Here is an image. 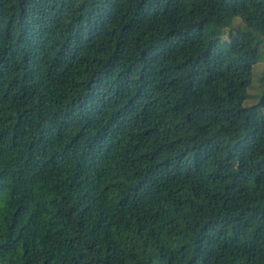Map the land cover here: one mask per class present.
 Here are the masks:
<instances>
[{
	"label": "trees",
	"instance_id": "obj_1",
	"mask_svg": "<svg viewBox=\"0 0 264 264\" xmlns=\"http://www.w3.org/2000/svg\"><path fill=\"white\" fill-rule=\"evenodd\" d=\"M262 50L264 0H0V264H264Z\"/></svg>",
	"mask_w": 264,
	"mask_h": 264
},
{
	"label": "rangeland",
	"instance_id": "obj_2",
	"mask_svg": "<svg viewBox=\"0 0 264 264\" xmlns=\"http://www.w3.org/2000/svg\"><path fill=\"white\" fill-rule=\"evenodd\" d=\"M234 24H237L235 22ZM232 36H236L235 33H231ZM223 38H230V35H225ZM264 53V50H262ZM261 68H264V54L261 59H259V62L256 64V66L253 68L252 72V83L250 84L248 88L249 96L244 102L245 106H250L252 104H256L257 102H260L262 92H264V82H261ZM258 112L264 117V106L258 105Z\"/></svg>",
	"mask_w": 264,
	"mask_h": 264
},
{
	"label": "snow or ice",
	"instance_id": "obj_3",
	"mask_svg": "<svg viewBox=\"0 0 264 264\" xmlns=\"http://www.w3.org/2000/svg\"><path fill=\"white\" fill-rule=\"evenodd\" d=\"M261 72H264V68H261Z\"/></svg>",
	"mask_w": 264,
	"mask_h": 264
}]
</instances>
